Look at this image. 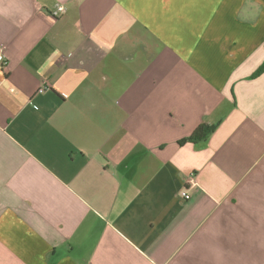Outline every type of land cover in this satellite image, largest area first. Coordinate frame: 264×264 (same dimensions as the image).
Masks as SVG:
<instances>
[{
  "label": "crops",
  "instance_id": "crops-1",
  "mask_svg": "<svg viewBox=\"0 0 264 264\" xmlns=\"http://www.w3.org/2000/svg\"><path fill=\"white\" fill-rule=\"evenodd\" d=\"M0 53V264H264V0H0Z\"/></svg>",
  "mask_w": 264,
  "mask_h": 264
},
{
  "label": "trees",
  "instance_id": "trees-1",
  "mask_svg": "<svg viewBox=\"0 0 264 264\" xmlns=\"http://www.w3.org/2000/svg\"><path fill=\"white\" fill-rule=\"evenodd\" d=\"M262 71H264V62L256 70L253 76L258 75ZM212 130H213L212 127L202 123L192 132V134L187 138V140L196 141V140L206 139L207 136L212 132Z\"/></svg>",
  "mask_w": 264,
  "mask_h": 264
},
{
  "label": "built area",
  "instance_id": "built-area-1",
  "mask_svg": "<svg viewBox=\"0 0 264 264\" xmlns=\"http://www.w3.org/2000/svg\"><path fill=\"white\" fill-rule=\"evenodd\" d=\"M2 54L0 53V64L2 62ZM47 89H49V85L44 83L42 86H40L38 88V92H44L46 91ZM185 184L186 185H189V186H195L196 185V179H195V175L194 173H190L186 179H185ZM180 196H182V198L188 200L190 198V195L189 193L187 192V188H183L181 191H180Z\"/></svg>",
  "mask_w": 264,
  "mask_h": 264
}]
</instances>
